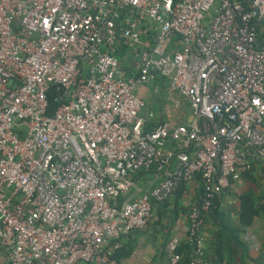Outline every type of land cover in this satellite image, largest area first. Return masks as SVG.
Masks as SVG:
<instances>
[{"label": "built area", "instance_id": "2783aa9c", "mask_svg": "<svg viewBox=\"0 0 264 264\" xmlns=\"http://www.w3.org/2000/svg\"><path fill=\"white\" fill-rule=\"evenodd\" d=\"M253 23L264 0H0V264H120L118 240L197 176L185 264H207L212 201L264 161ZM157 77L187 103L185 123L148 126L136 91ZM138 172L156 185L140 194ZM177 241L169 264H182Z\"/></svg>", "mask_w": 264, "mask_h": 264}, {"label": "crops", "instance_id": "0c3cea01", "mask_svg": "<svg viewBox=\"0 0 264 264\" xmlns=\"http://www.w3.org/2000/svg\"><path fill=\"white\" fill-rule=\"evenodd\" d=\"M124 58L126 76L137 74L135 57L130 54ZM159 84L160 92H165L167 99L174 102V106L163 105L160 98L157 100V111L147 105L148 110L154 113L153 120L185 123L189 111L176 108L178 102L169 92L167 80L159 81ZM187 112L188 114H185ZM133 180L140 194L156 185L154 172H138L133 176ZM263 191L264 161L255 164L251 171L239 180L231 182L228 188L215 197L213 209L205 218L202 228L207 264H264V209H260L250 225L243 226L240 219L242 195L252 192L256 206L263 205ZM199 192V185L195 181L187 185L183 193L174 194L165 204L156 205L154 218L145 230L134 231L118 240L119 253L123 255L120 264H169L168 243L176 239L178 248L188 243V210L192 203L198 202Z\"/></svg>", "mask_w": 264, "mask_h": 264}, {"label": "trees", "instance_id": "16d2710c", "mask_svg": "<svg viewBox=\"0 0 264 264\" xmlns=\"http://www.w3.org/2000/svg\"><path fill=\"white\" fill-rule=\"evenodd\" d=\"M253 25L256 27V46L259 49H264V23H253ZM128 55V52L126 49H120L116 56L121 60L122 65L125 63L123 60L125 56ZM129 56V55H128ZM123 58V59H121ZM156 80L159 81H166V79L162 78V77H157ZM55 88H52L49 92V113H53L58 105L57 100L53 99V95L56 94L57 92L55 91ZM158 121L157 120H151L150 123L148 124V126L151 125H155L157 124ZM196 182L199 185V194L200 197L198 198V202L200 201V198L202 197L203 194V186H202V180L199 176L196 177ZM186 189L185 185H181V187L179 188V190L175 193L176 194H181L183 193V191ZM262 198H264V191ZM217 198V197H216ZM216 198H214V200L212 201V206H211V210L213 209V205L215 203ZM241 199V206H240V219H241V224L243 226L245 225H250L252 222L253 217L257 216L260 209L263 208L264 209V204L263 205H257L256 206V202L253 199V193L252 192H248L242 195ZM166 203V202H165ZM164 203V204H165ZM210 210V212H211ZM210 214V213H209ZM119 242V241H118ZM187 244H183L182 246H180L177 249L178 253H181L183 255V261L182 264H185L188 260L189 254L191 252V245ZM120 246V245H119ZM120 247L115 251V253L113 254L114 258L116 259L117 262L120 263V258L123 255H120Z\"/></svg>", "mask_w": 264, "mask_h": 264}, {"label": "rangeland", "instance_id": "374dc122", "mask_svg": "<svg viewBox=\"0 0 264 264\" xmlns=\"http://www.w3.org/2000/svg\"><path fill=\"white\" fill-rule=\"evenodd\" d=\"M161 86L159 84V80L152 81L151 83H148L146 85H143L142 87H139L136 91L137 97L140 99L144 100V102L149 105L153 111L154 109L157 111L158 105H157V100L160 98L161 102L163 105H169V106H174V102L170 101L167 99V94L161 93ZM148 96V97H146ZM178 100V98H175V101ZM166 106V107H167ZM177 109L181 111L188 110L186 103L183 100H178V106L176 107ZM152 111V110H151ZM185 114H188L185 113Z\"/></svg>", "mask_w": 264, "mask_h": 264}]
</instances>
